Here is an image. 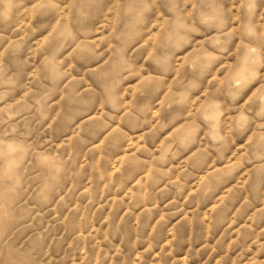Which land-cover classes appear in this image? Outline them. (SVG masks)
I'll use <instances>...</instances> for the list:
<instances>
[{
    "label": "clouds",
    "instance_id": "1",
    "mask_svg": "<svg viewBox=\"0 0 264 264\" xmlns=\"http://www.w3.org/2000/svg\"><path fill=\"white\" fill-rule=\"evenodd\" d=\"M0 264H264V0H0Z\"/></svg>",
    "mask_w": 264,
    "mask_h": 264
}]
</instances>
